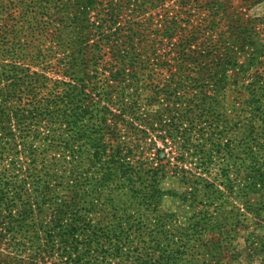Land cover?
I'll use <instances>...</instances> for the list:
<instances>
[{
  "label": "trees",
  "instance_id": "obj_1",
  "mask_svg": "<svg viewBox=\"0 0 264 264\" xmlns=\"http://www.w3.org/2000/svg\"><path fill=\"white\" fill-rule=\"evenodd\" d=\"M110 1L0 0V264H228L249 224L260 256L264 29L192 20L197 0L155 21L133 19L148 0ZM195 136L229 162L177 175L179 225L159 161L128 155H186Z\"/></svg>",
  "mask_w": 264,
  "mask_h": 264
},
{
  "label": "rangeland",
  "instance_id": "obj_2",
  "mask_svg": "<svg viewBox=\"0 0 264 264\" xmlns=\"http://www.w3.org/2000/svg\"><path fill=\"white\" fill-rule=\"evenodd\" d=\"M178 0H150L143 2V10L135 14L134 21H140L147 18H152L154 21L159 18L161 9L167 7L170 10L174 9L172 6L176 4ZM118 0H111L110 3H116ZM141 3V0H120V4L124 5L129 10L122 11L128 12L134 8V5ZM104 7L105 4H103ZM195 15L192 20L200 21L198 17H203L205 14L218 13L221 17L224 14L242 16L243 19L251 21L250 26H254L255 31H261L264 29V0H197L192 4ZM99 8H91L88 10L87 18L93 20L95 12ZM172 15V14H170ZM222 23L225 21L222 20ZM194 23H197L194 21ZM221 23V24H222ZM248 26V27H250ZM262 36V35H260ZM190 148L188 154L180 155V151L175 147L165 148V152L169 155H128L131 159H149L154 161V165L159 161L161 177L157 178L155 185L160 190L159 205L162 211L174 215V221L179 225H185L191 213V207L188 202L182 201L179 194L182 192L180 180L177 175L187 171L190 173H200L207 175H215L220 172V164H228L229 159L227 155H200L196 151L198 147L201 149H212L213 145L208 144L200 136L193 137L190 141ZM158 147L162 145L158 144ZM166 160H169L167 163ZM209 163H215L216 166L209 165ZM237 207H241L239 204H235ZM261 225L264 228V217L261 220ZM254 225L249 224L246 229L240 231V234L236 236L232 241L228 242L230 247L228 251L224 253V261L228 264H264V252L260 253V256L253 254L250 250L249 244L255 239L249 238V233L254 230ZM261 241V240H260ZM257 249V245L255 246ZM260 248V247H259ZM56 257V256H55ZM55 261V258L52 259Z\"/></svg>",
  "mask_w": 264,
  "mask_h": 264
}]
</instances>
